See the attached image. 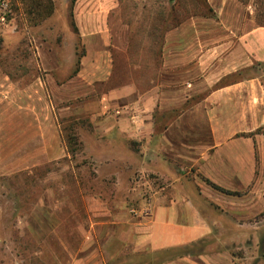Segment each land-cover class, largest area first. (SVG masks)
<instances>
[{
	"label": "crops",
	"instance_id": "1",
	"mask_svg": "<svg viewBox=\"0 0 264 264\" xmlns=\"http://www.w3.org/2000/svg\"><path fill=\"white\" fill-rule=\"evenodd\" d=\"M206 1L217 24L202 16L165 28L156 42L152 36L138 58L139 80L130 76L134 40L122 22L116 29L79 31L92 52L89 73L73 77L70 91L62 89L75 99L79 80L94 95L85 116L90 147L98 148L88 155L96 173L88 186L79 175L73 188L63 189L72 196L64 205L73 217L64 221L71 232L56 235V264H247L255 257L256 218L264 212V25L238 0ZM114 52L124 60L126 79L109 85ZM98 82L104 90H96ZM5 93L0 107H17L22 91ZM30 130L25 125L23 133ZM40 136V146L49 147V128L40 127ZM136 171L163 180L145 221L133 220L125 201L124 181ZM162 252L168 255L161 258Z\"/></svg>",
	"mask_w": 264,
	"mask_h": 264
},
{
	"label": "rangeland",
	"instance_id": "2",
	"mask_svg": "<svg viewBox=\"0 0 264 264\" xmlns=\"http://www.w3.org/2000/svg\"><path fill=\"white\" fill-rule=\"evenodd\" d=\"M8 1L10 12L0 19V91L7 95L16 89L22 95L15 100L17 107L5 108V102L0 107V264H56L53 256L61 255L56 235L71 232L65 229L64 221L73 217L64 205L72 196L63 189L73 188L74 176L79 179V175L80 182L88 186L96 173L88 155L98 148L90 147V123L85 116L94 95L89 84L79 80L74 81V92L78 94L75 99H66L62 89L65 84L70 91L73 77L89 73L92 52L83 47L79 31L116 29L122 22L134 40L130 76L139 80L144 68L138 65V58L152 36L156 42V36L165 28L181 21L188 23L208 16L216 25L220 18L206 0H43L45 8L52 3V10L39 7L35 12L32 0ZM238 1L246 13L253 12L256 22L264 25V0ZM216 3L213 2L215 6ZM78 11L81 13L76 15ZM88 11H98L100 15L89 19L84 16ZM240 13L242 16L241 9ZM114 56L115 73L109 85L126 79L121 54L114 52ZM95 86L98 91L105 88L103 82ZM194 101L188 100L180 109ZM16 109L20 113L17 121ZM72 109L81 113H72ZM25 125L31 129L27 135L23 133ZM44 126L49 128V147L40 146V127ZM260 130L264 131V126ZM62 149L68 153L66 157L59 155ZM181 167L179 172H185ZM188 170L195 173V167ZM162 181L152 172L140 171L124 181L127 212L133 220L145 221L151 216L154 191ZM256 219V255L247 264L264 261V212ZM158 254L161 258L168 255Z\"/></svg>",
	"mask_w": 264,
	"mask_h": 264
},
{
	"label": "trees",
	"instance_id": "3",
	"mask_svg": "<svg viewBox=\"0 0 264 264\" xmlns=\"http://www.w3.org/2000/svg\"><path fill=\"white\" fill-rule=\"evenodd\" d=\"M43 0H32V5H31V8L33 10V12L35 11H38L36 8L39 9V7H41V10H49L51 11L52 10V3L51 2H48L46 6V8L44 7V3L42 2ZM72 3L75 2V0H71ZM208 183L216 190H219V191H222V192H226V193H232L228 190H225L224 188L220 187V186H217L215 184H213L212 182H210L209 180H207Z\"/></svg>",
	"mask_w": 264,
	"mask_h": 264
},
{
	"label": "built area",
	"instance_id": "4",
	"mask_svg": "<svg viewBox=\"0 0 264 264\" xmlns=\"http://www.w3.org/2000/svg\"><path fill=\"white\" fill-rule=\"evenodd\" d=\"M9 12H10L9 1L8 0H2L0 2V19H3L5 14L9 13Z\"/></svg>",
	"mask_w": 264,
	"mask_h": 264
}]
</instances>
